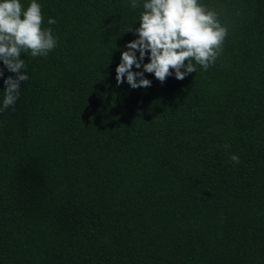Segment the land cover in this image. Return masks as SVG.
I'll return each instance as SVG.
<instances>
[{
  "label": "trees",
  "instance_id": "obj_1",
  "mask_svg": "<svg viewBox=\"0 0 264 264\" xmlns=\"http://www.w3.org/2000/svg\"><path fill=\"white\" fill-rule=\"evenodd\" d=\"M143 2L37 0L57 46L0 113V264H264V0H198L215 64L132 89Z\"/></svg>",
  "mask_w": 264,
  "mask_h": 264
},
{
  "label": "clouds",
  "instance_id": "obj_2",
  "mask_svg": "<svg viewBox=\"0 0 264 264\" xmlns=\"http://www.w3.org/2000/svg\"><path fill=\"white\" fill-rule=\"evenodd\" d=\"M131 7H141V0H131ZM142 7L139 28L128 30L134 31L137 38L126 44L127 50L121 52L115 69L117 85L126 81L132 89L147 88L151 81L145 73L163 83L173 74L177 80L185 79L196 72L197 65L206 71L215 64L228 34L216 11L206 9L198 0H146ZM42 23L37 0H31L26 8L20 0H0V62L15 74V78L9 76L3 81L0 113L15 105L21 82L29 80L21 72L25 68V61L20 59L22 51H30L33 57H46L57 46L53 30L42 28ZM47 23L54 25L56 20L49 18ZM146 55L149 62L143 63ZM133 67L142 70L134 72ZM230 159L234 164L240 163L237 155Z\"/></svg>",
  "mask_w": 264,
  "mask_h": 264
}]
</instances>
